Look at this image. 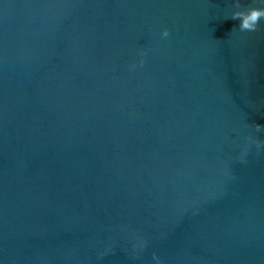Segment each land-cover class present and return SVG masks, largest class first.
<instances>
[{
	"label": "water",
	"instance_id": "95a60500",
	"mask_svg": "<svg viewBox=\"0 0 264 264\" xmlns=\"http://www.w3.org/2000/svg\"><path fill=\"white\" fill-rule=\"evenodd\" d=\"M249 8L0 0V264H264Z\"/></svg>",
	"mask_w": 264,
	"mask_h": 264
},
{
	"label": "clouds",
	"instance_id": "9594fccd",
	"mask_svg": "<svg viewBox=\"0 0 264 264\" xmlns=\"http://www.w3.org/2000/svg\"><path fill=\"white\" fill-rule=\"evenodd\" d=\"M261 4H264V0H260ZM230 19L234 21H239V31L241 32H252L255 31L257 25L264 20V8H249L247 10H238L231 14ZM169 32L167 30L161 33L163 38H167ZM146 53L141 52L140 55L144 56ZM140 67L143 66V60L140 61ZM137 67L136 64H132L130 70H134ZM256 131H261V126H256Z\"/></svg>",
	"mask_w": 264,
	"mask_h": 264
}]
</instances>
